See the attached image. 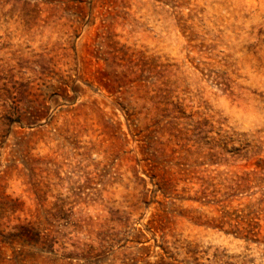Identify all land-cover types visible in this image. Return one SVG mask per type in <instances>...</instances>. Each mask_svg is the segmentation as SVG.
<instances>
[{"label": "rangeland", "instance_id": "rangeland-1", "mask_svg": "<svg viewBox=\"0 0 264 264\" xmlns=\"http://www.w3.org/2000/svg\"><path fill=\"white\" fill-rule=\"evenodd\" d=\"M0 264H264V0H0Z\"/></svg>", "mask_w": 264, "mask_h": 264}]
</instances>
